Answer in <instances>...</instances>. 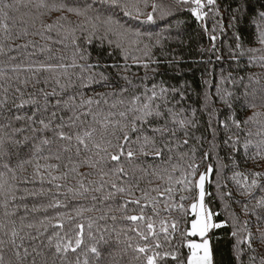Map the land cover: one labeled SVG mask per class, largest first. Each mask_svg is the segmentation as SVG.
<instances>
[{
	"label": "snow or ice",
	"instance_id": "obj_1",
	"mask_svg": "<svg viewBox=\"0 0 264 264\" xmlns=\"http://www.w3.org/2000/svg\"><path fill=\"white\" fill-rule=\"evenodd\" d=\"M23 0H16V3H2L0 2V264H29L27 258L32 255L29 249L23 247V240L25 237L35 240L37 237L32 236L30 232H24V229H35L37 236L43 235L41 229L46 232L52 226V220H41L39 223L25 224L26 217L19 218V224L14 217L17 214V206L15 202L18 199L23 200L25 197H36L46 194L44 188L30 189L23 188L24 196L18 197V192L21 191L19 184L33 183L39 179L41 184L45 180L53 183L57 189L62 185L56 184V181L66 180L70 173L76 174L80 179L77 180L78 187H69L68 193L76 196H85L89 192L104 193L106 188L112 189L103 195V200H109L117 194H127L129 197L134 195L135 190L139 189L140 179L137 177L136 172L139 170L141 173L150 174L161 181L165 182V186L161 191L160 186L152 188L150 191L156 192V196H151L150 191L140 189L142 196L134 200H127L121 206L122 209L126 208L127 204L132 203L140 206V214L133 216H126L125 219L134 222H143L146 226L144 230L137 228L136 231L145 241L143 246L137 245L136 251L143 254V264H158V260H163L166 257H171L176 261V264H185L179 257V253L166 251L163 254L158 250L162 247L157 239L155 225L151 216L145 215V207L150 204L151 211L154 215L158 216L161 209L159 197H166L164 200L165 211H172L176 209L187 215L189 209L193 214L191 219V228L189 234L191 236L199 235L206 237V234L211 229H218L224 227L227 221L220 223L213 222V213L205 205V197L210 195L206 192V183L211 182V175L214 172L213 164L208 163V160L215 155L216 160V187L219 193L221 187L220 179L226 165L223 164L222 158L217 151L218 145L215 143L216 130L212 131V141L209 143V150L203 153L201 164L206 165L205 171L200 172L201 164L195 163L196 154L202 150L204 139L203 137H193L192 130L197 128L198 121L196 120L195 108L189 110L180 107L177 110V105L180 104L179 100L175 102L170 101V96L174 97L179 93L181 100L184 99V94L181 89L175 86L169 88L161 81L159 84H153L151 88L143 85V92L132 95L130 99H116L109 104V97L118 96L122 97L128 91L127 88L121 87L119 92H101L94 93L93 96L85 98L83 93H78L80 96L77 102L76 95H65L68 89L75 87V83L71 79V69H80L78 79L80 80L79 88H84L93 84H101L110 87L107 83L109 77L103 72L96 73L92 71L94 68H99L100 65L92 63H77V54L74 53L72 62L67 63H52L53 57L46 55L44 60H36L33 57L38 54H47L51 52V47L48 44L38 45L36 41L29 39V36H40L43 40H52L53 37L45 35V29L48 32L57 31L58 35H62L63 39L56 41L63 44L64 41L70 40L76 47L79 53V59L87 60L90 53L87 55L80 52V46L77 41L80 37L77 32L86 33L84 41L86 44H91L94 37L102 33L98 38L103 44L107 41L109 47L118 49L123 56L125 64L104 65L105 68H114L119 71L121 67L124 72H127L130 65L127 64L129 59V50L132 45H139L147 37L149 41L152 40L151 32H142L137 28L130 27L127 22L136 20L141 24L155 25L157 19L163 20L165 17L172 14V9L161 4L151 3L149 0H26L23 2L24 7L34 8L36 16L32 17L33 31L29 32L27 27L16 29L15 18L9 15L10 11H18L19 5ZM176 3L188 5V11L197 20L203 22L208 16V9H216V0H176ZM151 7V12H146L147 8ZM235 11L239 12L240 8ZM52 12H59L61 15L57 17L56 21L51 24H45L41 19L46 14ZM70 13L76 17L83 18L76 22L73 27V22L69 20L64 13ZM158 13V16L156 15ZM218 15V9L215 12ZM141 17H145L141 21ZM36 19H41V28H35ZM235 17H233V20ZM9 21L12 23L10 24ZM253 23L256 24L257 32L255 35L256 42L260 45L259 48L248 47L244 48L240 37L237 35L236 52L232 53V59H238V56H244L246 53H261L260 55H251L248 60L249 63L255 66L264 68V11H260ZM219 24V22H218ZM232 24H229L231 27ZM215 27L213 32H215ZM205 31L207 27L205 26ZM24 39V43H15L17 40ZM210 39L215 41L217 37L210 35ZM162 38L157 34L155 45H161ZM128 45L127 47L125 45ZM145 43L143 47L144 56L146 61H141L138 57L132 56L133 62L142 64L145 69H148L149 64H155L157 61L151 57L152 47ZM29 48L32 51H28ZM215 44H213V50ZM15 52L16 55H12ZM111 55V53H109ZM219 59V57H218ZM63 60V57H61ZM19 61V62H16ZM47 74V75H44ZM97 76L99 79H97ZM43 83L48 85L50 82L54 85L52 91H45L40 88L38 92H28L27 89L31 84L35 88L36 84ZM121 79L131 85L132 81L127 75L120 76ZM62 79L66 82H62ZM143 79H148L147 75ZM222 77V82L224 81ZM244 78L240 77L237 81L232 80V83H243ZM249 85L252 90L249 93L245 85V96L260 95L264 100V83L261 82L258 76L249 74ZM134 88L137 86H133ZM150 93V94H149ZM220 100L227 105L228 108L232 107L230 97L232 93L227 92L221 94L220 88H217L216 93ZM39 97V98H37ZM54 101V102H53ZM159 101V102H157ZM209 97L205 95V106L207 109ZM171 103V106L169 104ZM102 105L108 106V111H105ZM121 106L123 110L113 111ZM255 107V104L248 105ZM55 109V110H53ZM29 111L31 114L29 115ZM217 110L213 109L209 113V125L212 123V118ZM70 112V115H63L61 113ZM23 113V114H21ZM264 116V113H253V116L248 117L243 123L247 124L249 121L264 123L258 121L257 117ZM88 117L91 119L89 120ZM59 121V122H57ZM16 122H26L28 128L13 127ZM225 130L228 129V123L222 122ZM231 123L236 128H240L241 122L232 118ZM39 125V127H37ZM67 129V130H66ZM26 130L31 132V135L23 136L22 140L15 139L17 134L23 133ZM51 132L52 136L49 138L46 135L37 136V133L43 134ZM119 133V134H118ZM181 134L183 139H181ZM251 135V133H249ZM133 136L135 139H133ZM122 137V139H121ZM195 138L197 144L189 145V140ZM39 141L36 143L35 141ZM29 141H32L31 156L26 160H18L13 164L12 161L19 156L15 151L16 146H28ZM74 142V143H73ZM239 138L228 137L224 141L225 147L230 148L232 151L229 153V159L233 160V166H236L235 153L239 151L240 146ZM254 142L252 140H245L243 142V149L245 155L249 146ZM135 145V148H133ZM81 146L85 151H92L98 157L95 161L91 157L82 161L87 163L91 168L97 169V180H89L85 183L84 176L86 174L78 172L79 165L72 160L71 155L67 157V163H64V153L70 152L72 147H75L76 156L80 155ZM182 146H188L189 151L180 153V158H188V163L185 168L181 169V176L179 179H174L173 173L176 171L177 165H171L169 170L168 163L172 160V153L178 151ZM257 152L252 159L257 157L264 159V138L255 142ZM47 149L48 154L44 155V150ZM151 158L153 163L147 164V167H142L140 164L135 163L137 159ZM122 159L127 162L128 169L125 168ZM57 161L58 163H52ZM107 161L115 162V165L110 170H105L103 165ZM158 161V163H156ZM26 165H31L33 168L32 178L28 179L27 176H18V173L26 171ZM63 165L67 171L60 172L59 175H54ZM88 175H91L89 173ZM198 177V178H197ZM242 178V179H241ZM264 178V172L252 173L250 183H247L248 176L241 172H235L230 179L250 193L255 188L260 187L264 191V185H261L260 180ZM243 181V182H242ZM179 190L181 195L179 200L181 203L174 202L176 191ZM239 190V189H238ZM223 199L224 193H219ZM245 194L241 192V195ZM226 195L231 197V192ZM96 196H92L95 201ZM141 200L145 201V205L141 206ZM191 200L189 208H185L184 201ZM239 203V201H237ZM60 207H67V205L59 199H53L52 202L42 205H33L32 212H38L41 209L47 211L48 209H56ZM257 208H264V197L257 201ZM25 211L28 206L24 205ZM75 216L66 212H58L57 225L62 229L64 221L69 223L73 222L76 218H80L85 212L93 211V208L80 207L73 210ZM243 211L247 213L250 211L248 206L243 205ZM254 212L255 209H252ZM233 227L237 225V217L233 212L232 214ZM101 219L104 217L101 216ZM112 219H115L113 216ZM259 220L260 217H257ZM246 220L243 222V227L233 231L231 235L237 238V243L234 245V250L237 259L242 254L240 244L247 241L248 247L251 248L252 233L248 230ZM160 232L165 234V239H168L169 227L166 222L160 221ZM178 221H173L171 224L172 232L177 230ZM80 232L76 235L74 244L72 239L67 233L61 235L60 231H56L53 235L47 237V247H55L53 258L49 261L44 257L42 252L36 251L32 256L30 264H55L56 254L66 255L69 251L75 252L77 248L83 243L82 233L83 225L76 226ZM91 228V223H89ZM247 232L244 240L239 238V232ZM23 233V235H22ZM91 235V233H89ZM150 238L156 240L155 245L149 243ZM259 239L264 243V231L260 232ZM17 240L21 243L17 244ZM103 240V237H101ZM23 247V252L20 249ZM187 247L190 249V255L187 257L186 264H213L212 253L209 246V241L205 238L202 243L189 241ZM10 248L13 259L5 262L4 249ZM99 257L100 253L98 248L93 245L89 249ZM253 251H255L253 249ZM37 257H40L37 260ZM64 257L62 256L61 259ZM139 259V257H138ZM255 257H249V264ZM79 264V260H77ZM84 264H88L85 259ZM259 264H264V258L260 259Z\"/></svg>",
	"mask_w": 264,
	"mask_h": 264
},
{
	"label": "trees",
	"instance_id": "obj_2",
	"mask_svg": "<svg viewBox=\"0 0 264 264\" xmlns=\"http://www.w3.org/2000/svg\"><path fill=\"white\" fill-rule=\"evenodd\" d=\"M2 3H16V0H0ZM26 2V0H23ZM23 2L19 5L18 11H10L9 15L15 18V28L20 29L27 27L29 32L33 31L32 28V17L36 16V10L34 8H28L23 6ZM157 3L170 7L172 9V14L165 17L163 20L157 19L155 25L141 24L140 21L130 20L122 21L127 22L130 27L137 28L142 32H151L152 40L149 41L147 37L144 38L143 42L139 45H132L129 50V59L127 64L130 68L127 72H124L122 67L118 73L117 69L105 68L104 65L120 64L123 66L125 61L118 49L109 47L107 41L103 44L98 38L102 33L98 34V37H94L92 43L86 44L84 41V35L86 33L77 32L80 39L77 43L80 46V52L87 55L90 53L88 59H79V53H77L76 47L71 43L70 40L64 41L63 44L57 43L63 39L62 35H58L57 31L54 29L48 32L45 29V35H50L53 37L52 40H43L40 36H29L37 42L38 45L48 44L51 47V52L47 54H38L33 57L36 60H44L46 55H51L53 59L52 63H67L72 62L74 53L77 54V63H92L99 64V68H94L92 71L96 73L103 72L109 77L108 84L110 87L104 86V82L101 84H93L86 86L84 88H79L80 80L78 76L80 74V69H71L72 73L71 79L75 83V87L68 89L65 95V99L68 95H76L77 102H79L80 96L78 93H83L84 97L93 96L94 93H107L111 91L119 92L121 87L128 89L122 97L113 96L109 97V104H111L116 99H130L132 95L142 93L143 85H147L151 88L153 84H159L161 81L164 82L166 87H173L181 89L184 94V99L181 100L179 93L174 97L170 96V101L175 102L180 101L177 105V110L180 107L188 109L190 114V109L195 108L196 120L198 121L197 128L192 130L193 137H203L204 143L202 150L198 151L196 154L195 163L201 164V159L203 153L209 150V143L212 141V131L216 130L215 143L219 146L217 151L219 156L222 158V162L226 167L221 173V187L219 193H224L223 199H221L216 187V160L215 155H213L208 163L213 164L214 172L211 175V182L206 184V192L210 193L205 198V203L213 213H219V215H213V222L220 223L222 221H227L224 227L218 229H211L208 237L211 242V251L213 264H249V257H255L252 264H259L260 259L264 258V243L259 239L260 232L264 231V208H257V201L264 197V191L260 187L255 188L252 192L248 193L245 189L241 188L239 185L234 183L230 177L235 172H241L248 176L247 183L251 182L252 173L254 172H264V159L256 158L252 159L257 152L255 142L260 141L264 138V123H258L255 121H249L247 124L243 123L248 117L253 116V113L259 112L264 113V100L261 99L260 95L256 96L248 95L245 96L246 91L245 85H249L248 76L253 74L258 76L262 83H264V68L255 66L249 63V56L260 55L261 53H246L244 56H238V59H232V53L236 52V42L237 35L240 37L242 45L244 48L253 47L259 48L260 45L255 40V35L257 32L256 24L253 23L254 18L257 17L260 11H264V0H216V9H218V15L215 14L216 9H208V16L203 22L197 21L187 10L188 5H182L176 3V0H149V4ZM240 8V11H235ZM146 12H151V7L145 10ZM61 13L52 12L51 14L44 15L41 19L45 24H51L56 21ZM69 17V20L73 22L74 27L76 22L82 20L81 17H76L70 13H64ZM158 16V13L156 14ZM233 17L235 19L233 20ZM41 19H36L35 28H41ZM145 17H141L143 21ZM219 22V24H218ZM11 24L12 22L9 21ZM232 24L229 27V24ZM205 26L207 31H205ZM215 27V32L213 28ZM157 34L162 38L161 45H155V40L157 39ZM210 35H215L217 39L212 41ZM25 40H17L15 43H24ZM155 45L151 50V57L157 61V63L149 64L148 69H145L142 64H137L133 62L132 56L138 57L141 61H146L147 58L144 56L143 47L144 44ZM213 44H215V49L213 50ZM128 46L127 44L125 45ZM28 51H32L29 48ZM111 53V55H109ZM12 55H16L15 52ZM63 57V60H61ZM219 57V59H218ZM19 62V61H16ZM47 75V74H44ZM122 75H127L132 81L131 85L127 81L120 78ZM147 75L148 79H143ZM222 77L226 78L222 82ZM240 77L244 78L243 83H232V80H239ZM97 79L99 77L97 76ZM62 82H66L62 79ZM137 87H133V86ZM53 84L50 82L48 85L43 83V77H41V83L36 84L35 88L30 84L27 91L28 92H38L40 88L45 91H52ZM217 88H220L221 94L230 92L232 96L230 97L232 107L228 108L219 98L217 93ZM252 86L249 85L247 91L250 93ZM150 94V93H149ZM208 95L209 102L206 110L205 106V95ZM39 98V97H37ZM54 102V101H53ZM159 102V101H157ZM255 104V107H250L248 105ZM171 106V103L169 104ZM105 111H108L107 105H102ZM213 109L217 110L212 118V123L209 125V113L213 112ZM55 110V109H53ZM123 110L121 106L113 111ZM23 114V113H21ZM31 114V111L28 113ZM65 116L70 115V112L61 113ZM232 118L239 120L241 122L240 128H236L235 125L231 123ZM90 120L91 118L88 117ZM258 121H264V116L257 117ZM59 122V121H57ZM222 122L228 123V129L225 130ZM13 127H25L28 128L26 122H16ZM39 127V125H37ZM67 130V129H66ZM251 133V135H249ZM119 134V133H118ZM31 135L29 130L23 133L17 134L15 139L22 140L23 136ZM46 135L49 138L52 136L51 132H46L43 134L37 133V136ZM228 137L239 138L240 146L239 151L235 153L236 166H233V160L229 159V153L232 151L230 148L225 147L224 141ZM181 139L183 135L181 134ZM122 139V137H121ZM133 139L135 137L133 136ZM245 140H252L254 143L249 146L247 150V155H245V150L243 149V142ZM38 143L39 141H35ZM28 146L18 145L15 151L19 153V156L15 158L12 163L15 164L18 160H26L31 156V145L32 141L27 142ZM74 143V142H73ZM197 144L195 138L189 140V145ZM135 148V145H133ZM188 146H182L178 151L172 153V160L168 163L169 170L171 171V165H177L176 171L173 173L174 179H179L181 176V169L185 168L188 158H180V153L188 152ZM44 155L48 154L47 149L43 152ZM71 155L72 160L79 165L78 172L86 174L84 176L85 183L89 180H97L96 175L97 169L91 168L87 163H82V161L92 158L93 161L98 159L92 151H85L81 146L80 155L76 156L75 147H72L70 152L64 153V163H67V157ZM52 163H58L57 161H51ZM121 163H124L125 168L128 169V164L123 159ZM135 163L140 164L142 167H147V164L153 163L151 158L137 159ZM158 163V161L156 162ZM115 165V162L107 161L103 167L105 170H110ZM206 165L201 164L200 172L205 171ZM33 168L31 165H26V171L23 173H18V176H27L29 180L32 178ZM67 171L66 168L61 165L58 171H55L54 175H59L60 172ZM91 173V175H88ZM136 176L142 177L140 179L139 189L135 190L134 195L129 197L127 194H117L109 200H103V195L107 191H112L110 188H106L104 193L89 192L85 196H76L73 198L71 193L67 192L69 187H78L77 180L80 179L74 173H70L66 180L56 181V184L62 185L60 189H57L53 183L45 180L43 184L39 179L35 180L33 183H23L19 184L21 191L18 192V197L24 196L22 191L23 188L27 187L30 189L44 188L46 194L39 195L36 197L27 196L23 200L18 199L15 202L17 206V214L14 219L17 220L19 224L20 217H26L25 224L27 223H39L41 220L47 222L48 219L52 220V226L48 228L46 232L41 229L43 235L37 236L35 229H24V232H30L32 236H36L35 240L25 237L23 240V247L29 249L32 253L27 258V261L31 262L32 256L35 253L32 251L33 248L36 251L42 252L44 257L49 261L52 260L53 254L55 253V247H47V237L53 235L54 232L60 231L61 235L67 233L72 239L73 244L76 235L80 230L76 227L77 225H83L82 239L83 243L75 252L69 251L66 255L56 254L55 264H84L85 259L88 260V264H143V254L136 251L137 245L143 246L145 241L136 231L137 228L144 230L146 227L143 222H134L125 219L126 216H133L140 214V206L129 203L126 208L122 209L121 206L125 204L127 200H134L142 196L140 189L150 191L152 188L160 186L161 191L165 186V182L154 178L150 174L141 173L139 170L136 172ZM198 178V177H197ZM242 179V178H241ZM243 182V181H242ZM261 185H264V178L260 180ZM239 189V190H238ZM231 192V197L226 195ZM241 192L245 194L241 195ZM151 196H156V192L150 191ZM181 192L176 191L174 196L175 203H181L179 196ZM92 196H96L95 201L92 200ZM53 199H59L64 202L67 207H60L56 209H48L44 211L41 209L38 212H32L31 208L33 205L48 204L53 201ZM161 203L159 208L161 209L158 216L154 215L151 211V205L148 204L145 207V215L151 216L155 225V231L157 233V239L162 245L158 249L161 254L166 251L179 253V257L182 261H187V257L190 255V249L187 247L188 242L198 240L197 236H191L189 234L191 228V219L193 214L190 209L187 215L182 212L173 209L172 211H165L164 200L166 197H159ZM239 201V203H237ZM191 200L184 201L185 208H189ZM247 205L250 211L245 213L243 211V205ZM24 205L28 206V210L25 211ZM145 205V201L141 200V206ZM86 207L93 208L91 212H85L80 218H76L73 222L69 223L64 221V227L61 229L57 225L56 217L58 212H66L72 216H75L73 211L76 208ZM252 209H255L253 212ZM236 214L237 225L234 228L232 222V213ZM2 214V210H0ZM104 218L101 219L100 217ZM115 219H112V217ZM257 217H260L258 220ZM166 222L169 227L168 239H165V234L160 232L161 224L160 221ZM248 221V230L252 233L251 248L248 247L247 241L240 244L242 254L239 259L236 257L234 250V245L237 243V238L233 237L231 233L241 227H243V222ZM173 221H178L177 230L172 232L171 224ZM89 223H91V228H89ZM91 233V235H89ZM23 235V233H22ZM247 236V232H239V238L244 240ZM103 237V240H101ZM157 241L150 238L149 243L155 245ZM21 241L17 240V244ZM95 245L100 253L97 257L94 253H91L89 249L91 246ZM23 247L20 249L23 252ZM253 249L255 251H253ZM64 257L61 259V257ZM5 262L9 259H13L12 252L10 248L4 249ZM139 257V259H138ZM40 257H37L39 260ZM158 264H176V261L171 257H166L163 260H158Z\"/></svg>",
	"mask_w": 264,
	"mask_h": 264
},
{
	"label": "rangeland",
	"instance_id": "obj_3",
	"mask_svg": "<svg viewBox=\"0 0 264 264\" xmlns=\"http://www.w3.org/2000/svg\"><path fill=\"white\" fill-rule=\"evenodd\" d=\"M207 184V183H206ZM205 189H206V185H205ZM206 198V197H205ZM205 205H206V203H205ZM206 207H208L207 205H206ZM209 208V207H208ZM190 232V231H189ZM210 232V231H209ZM209 232L206 234V237H200L199 235H196L199 239L198 240H195L194 242H196V243H202L203 242V240L206 238L208 241H209V246H210V249H211V242H210V239H209V237H208V234H209ZM211 253H212V251H211Z\"/></svg>",
	"mask_w": 264,
	"mask_h": 264
}]
</instances>
